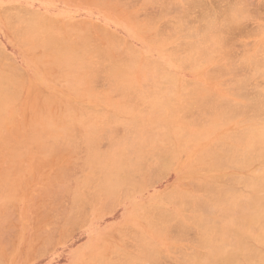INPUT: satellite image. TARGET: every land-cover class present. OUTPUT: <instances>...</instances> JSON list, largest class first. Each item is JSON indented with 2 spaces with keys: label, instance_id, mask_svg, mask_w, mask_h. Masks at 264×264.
<instances>
[{
  "label": "bare ground",
  "instance_id": "6f19581e",
  "mask_svg": "<svg viewBox=\"0 0 264 264\" xmlns=\"http://www.w3.org/2000/svg\"><path fill=\"white\" fill-rule=\"evenodd\" d=\"M0 19L9 24L8 15L1 14ZM63 27L36 15L20 16L14 25L21 37L17 43L22 52L36 61L45 80L55 87L51 96L42 98L39 105L36 96L32 103L26 101L33 106L34 122L29 121L54 139L69 137L71 130L78 128L87 145L86 174L77 180L71 207L60 220L65 219L64 222L76 227L75 220L99 212L111 199L136 198L143 187L162 176V170L175 165L178 174V184L169 192L153 197L150 205L132 200L129 216L123 226L115 230L119 233L112 237L115 232H110L111 236L103 234L94 239L85 252L75 255L73 263L151 264L162 251L175 250L182 254L184 264H264V89L248 105L229 101V90H226L217 91L220 101L213 102L210 107L200 106H208L204 96L215 92L213 83L205 86L203 81L208 75H204L205 69L220 51V36L212 35L210 29L203 34L193 30L188 40L177 43L172 52L168 49L174 46L172 38L158 40L156 37L152 44L144 39L146 48L142 52L137 49L136 52L130 46L121 47L120 52L116 36L109 34L111 31L104 32L106 44L102 47L111 62L106 71L120 91V99L114 100L110 95L96 94L90 88L100 48L92 46L88 37L76 32L72 25L68 29ZM199 36L202 38L197 39ZM151 52H156L158 58L154 59ZM166 56H171L168 63ZM1 58L0 130L14 123L9 114L14 109L13 102L18 101L17 85ZM253 63L257 65L258 59H253ZM180 66H187L200 80L193 84L183 82L174 72ZM260 73L264 75V69ZM142 81L150 82L148 90L141 89ZM200 95L203 97L201 102L190 101L193 96ZM131 99L145 103L146 109H135L129 103ZM26 103H23L25 107ZM175 104L196 105L199 118L179 119ZM101 105L106 109L100 108ZM34 106L37 107L35 111ZM250 108L262 116L241 121L240 117ZM9 120L11 125L7 124ZM114 123L128 133L113 141L110 139V149L102 151L100 143L108 139L109 126ZM72 146L68 145V151L64 148L66 154L74 151ZM49 147L37 145L44 152L50 151ZM29 155L31 160L34 155L31 158ZM66 157L62 158L67 161ZM69 160L67 169L72 165ZM29 165L23 166L27 173L32 164ZM18 166L21 164L17 163V167L15 164L16 168ZM11 167L9 173L14 174L0 180V206L4 201L19 203L18 197L25 192L21 189V179L26 175L31 177L33 169L30 174L22 173L21 178L16 175L20 172L16 170V173ZM62 168L57 165L51 177L57 176L60 181ZM65 169L63 172L67 171ZM106 207L105 212L110 208L109 205ZM67 224L64 226H70ZM190 232L195 238L184 245L183 240ZM125 238L135 243V253L127 249ZM27 245L23 246L26 248Z\"/></svg>",
  "mask_w": 264,
  "mask_h": 264
},
{
  "label": "rangeland",
  "instance_id": "374dc122",
  "mask_svg": "<svg viewBox=\"0 0 264 264\" xmlns=\"http://www.w3.org/2000/svg\"><path fill=\"white\" fill-rule=\"evenodd\" d=\"M0 13L9 16L8 25L0 19V51H2L0 55L2 58H0L9 68L18 88V101L16 99L17 102H13L14 109L9 114V119H12L11 121L14 123L12 126L6 125L0 130V180L14 174V172L9 173V170L12 169L11 166L14 167L15 172L16 170L20 172L19 176L16 175L21 178L23 177L21 174L26 172L23 166L27 167L28 164H32L29 169L33 168L31 177L26 175L30 174V170L28 171L25 167L28 173L24 174L26 176L22 178L23 180L20 178L21 189L25 192L18 197L20 201L16 200L19 203L15 201H13L14 203L6 201L1 203L0 264H74L75 255L85 252L89 243L94 239L103 234L111 236L115 232L112 234L113 237L117 235L116 232L119 233L115 230L117 228L119 230L120 226H123L124 220L129 216L128 209L132 200L148 206L153 197L169 192L178 184V174L174 170L175 165H172L169 169L162 170V176L157 177L155 182L152 181V184L149 182L150 185L147 184L148 186L143 187L136 198L111 199L108 201L109 204L106 203L110 207H108V211L105 212L107 210L105 205V208L102 207L99 212H91L87 218H80L83 220V224L80 219L75 220L76 218H74L76 227L70 222L67 223L72 228L64 226L67 223L64 222L65 219L60 220V218H65L66 212L71 207L72 193L77 180L86 174L84 159L87 156V145L78 128L72 129L69 137L54 139L49 138L48 135L47 137L33 123V106L31 105V108L28 103H32V98L36 96L38 98L36 104H41L40 100L51 96L55 87L45 80L42 68L29 54L22 52V48L17 43L21 37L18 36L14 25L18 23L20 16L45 17L51 19L58 27L64 26V29H68L72 25L76 32L85 38L88 37L89 43L92 46H98L97 48L101 50V53H99L100 50L98 52L100 57L97 58L96 65L92 70L90 88L94 93L110 95L114 100L120 99V91L112 83L113 80L106 71L111 62L110 58L104 55L106 51L102 47V44H106L103 33L108 31H111L108 32L109 34L112 33L111 35L116 36L117 43H120L119 46L117 45L120 52L123 46H130L133 47L132 50L136 52L141 50L138 52H142L146 48L144 39L147 43L152 44L155 37L158 40L172 38L174 46L168 47L172 52L177 43L188 40L190 32L193 30L203 34L210 29L212 35H219L222 40L220 51L215 55L214 61L207 68L205 67L204 75L206 73L208 75H205L203 81L205 86L213 83L215 92L204 96L209 105L204 106L198 103L202 107H210L213 102L220 101L217 91L229 90L227 94L229 101L248 105L249 102L257 99L254 97L264 89V75L260 73L264 69V59H262L264 56V0H0ZM129 18L134 22H131ZM210 23L214 24L209 27ZM141 26H143V32ZM100 28L104 30L102 31ZM149 28L152 32L149 31ZM98 29L101 31L99 30V32ZM140 31L142 34L139 35ZM201 38L202 36H199L197 39ZM75 43L78 44V40H75ZM150 55L154 59L158 58L156 52H151ZM170 58L171 56H166V63L170 62ZM248 59H251L252 62L248 63ZM253 59H258L259 63L255 65ZM257 68L260 69L259 72ZM123 69L127 70L125 66ZM218 69L224 70L220 72ZM174 72L182 78L183 82L187 81L193 84L200 80L187 66H180ZM140 85L144 91L150 88L149 81H142ZM202 98L201 95L193 96L190 101L195 102L200 99L202 101ZM26 101L29 102L26 103ZM23 103H26V107ZM129 103L137 110H144L147 106L135 99H131ZM27 104L32 110L27 107ZM23 106L25 108H22ZM104 106L101 105L100 108L106 109ZM195 106L175 104L176 116L179 119H185V117L190 120L198 119L199 111ZM261 116L262 114L256 115L250 108L246 109L240 120ZM10 120L7 124L11 123ZM29 120L33 122L31 123ZM109 128L111 130L110 133L108 131V139L104 137L106 139L100 143L102 151L110 149V139L128 133L122 126L115 123L111 124ZM38 142L47 147L50 146L48 149L50 151L44 152L37 148ZM68 145H73L74 151L68 152L70 155L66 154ZM16 147L18 150L15 149ZM36 151L37 153L42 151V153L37 154ZM30 153L34 155L32 158ZM28 155L31 160L27 157ZM37 156L41 159H38ZM62 157H66L67 161ZM53 158L55 160H52ZM68 158L72 160H69L72 165L67 169ZM23 160L27 162L24 163ZM17 163L21 164V167L18 166L19 169L16 168ZM51 163L52 166H50ZM41 164L43 167L40 166ZM57 165L63 167L61 170L63 176H60V181L58 178L59 182L56 179L57 176L51 177L52 171ZM37 167H39V171ZM64 169L67 171L63 172ZM59 172L60 170L57 173ZM54 179L56 182H52ZM48 184L51 186H47ZM112 202L114 203L112 204ZM56 225L59 226L58 229ZM34 233L40 238L35 239ZM193 238H195V234L188 233L183 244H187ZM125 240L127 241L126 238ZM129 240L130 242L125 241L124 244L126 243L128 250L135 253L137 246L131 239ZM25 243L28 244L26 248L23 246ZM20 247L23 248L19 251ZM158 257L157 261L151 264H184L182 254L175 250L162 251ZM146 264L150 263L146 262Z\"/></svg>",
  "mask_w": 264,
  "mask_h": 264
}]
</instances>
